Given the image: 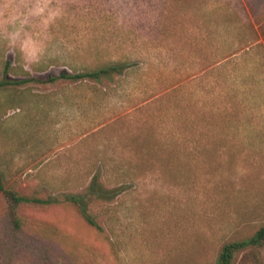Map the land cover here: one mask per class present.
<instances>
[{
	"label": "rangeland",
	"instance_id": "rangeland-1",
	"mask_svg": "<svg viewBox=\"0 0 264 264\" xmlns=\"http://www.w3.org/2000/svg\"><path fill=\"white\" fill-rule=\"evenodd\" d=\"M166 1L0 0V182L52 200L20 212L56 259L213 264L264 224V35L237 8L264 0ZM117 59L111 82L48 81Z\"/></svg>",
	"mask_w": 264,
	"mask_h": 264
},
{
	"label": "trees",
	"instance_id": "trees-1",
	"mask_svg": "<svg viewBox=\"0 0 264 264\" xmlns=\"http://www.w3.org/2000/svg\"><path fill=\"white\" fill-rule=\"evenodd\" d=\"M170 1L164 6L165 10L173 7ZM237 6V5H236ZM179 7L177 10H182ZM238 10L242 12L239 19L240 28L247 33L246 42H256L264 35V20L255 17L251 19L248 16L246 8L240 4ZM10 58L4 61V73L10 67ZM127 68L125 60L117 59L107 62H101L90 67L86 72L69 73L62 70L57 76H48V81H55L62 78L64 80L87 82L91 81L94 85L111 82L115 76L121 75ZM7 76L0 80V85L10 83L6 80ZM35 79V78H32ZM28 80H16L15 83H24ZM42 81V80H40ZM95 87V86H93ZM94 175L90 180V192L97 193V187L94 183ZM99 192V191H98ZM111 196L118 195L116 190L107 191ZM99 196L104 194H98ZM0 196L3 201V212L0 221V264H14L18 252L25 253L29 256L31 264H70L66 261L54 258L50 253L49 244L40 236L31 232L29 219L20 212L23 205L46 206L52 202L50 198H41L34 195H21L12 186H4L0 182ZM74 203H78L77 197H72ZM80 212L90 226L102 230V227L89 216L83 205L80 204ZM264 246V224L256 228L250 235L242 238L232 239L224 242L215 258L213 264H237L240 257L255 255L259 248Z\"/></svg>",
	"mask_w": 264,
	"mask_h": 264
}]
</instances>
